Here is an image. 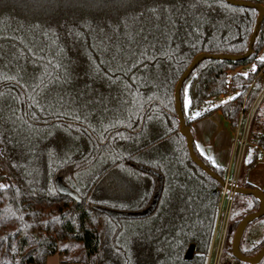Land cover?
Listing matches in <instances>:
<instances>
[{
  "label": "trees",
  "instance_id": "trees-1",
  "mask_svg": "<svg viewBox=\"0 0 264 264\" xmlns=\"http://www.w3.org/2000/svg\"><path fill=\"white\" fill-rule=\"evenodd\" d=\"M256 16L225 0H0V264L55 254L65 264H207L219 184L189 158L173 91L196 54L244 53ZM263 50L264 18L248 58L202 60L180 91L190 129L215 110L235 129L258 100L253 162L264 147ZM233 206L220 256L240 263L232 232L259 201L235 194ZM257 221L243 255L264 246Z\"/></svg>",
  "mask_w": 264,
  "mask_h": 264
},
{
  "label": "crops",
  "instance_id": "crops-1",
  "mask_svg": "<svg viewBox=\"0 0 264 264\" xmlns=\"http://www.w3.org/2000/svg\"><path fill=\"white\" fill-rule=\"evenodd\" d=\"M233 95L234 93H229L214 97L204 107L223 104L224 102L222 101L227 102ZM191 133L196 151L214 167L222 169L225 178L231 177L237 150L238 126L233 129L230 123L223 117L221 111L215 110L210 115L193 122L191 125ZM254 150L255 146L253 144H249L245 148L241 160L242 168L239 172L238 181L248 183L253 188L260 189L264 192V161L258 157L253 162ZM208 157H212V160H209ZM252 162L251 167L247 168ZM218 232L219 222L217 219L207 257V264L215 254ZM56 256L59 260V256L57 254Z\"/></svg>",
  "mask_w": 264,
  "mask_h": 264
},
{
  "label": "water",
  "instance_id": "water-1",
  "mask_svg": "<svg viewBox=\"0 0 264 264\" xmlns=\"http://www.w3.org/2000/svg\"><path fill=\"white\" fill-rule=\"evenodd\" d=\"M225 2L232 6L253 8L257 11L256 21L253 26L252 33L248 39L246 51L242 54H237V55L224 54V53L208 54L204 52H200L196 54L192 58V60L190 61L189 65L182 73L180 78L177 80L173 91L174 109L178 119V131L185 138L189 158L196 166H198L201 170H203L207 175L216 179L219 186H224L225 179H222L219 175H217L215 172L210 170L195 154L191 129L189 126L186 125L181 110L180 91L184 81L187 79V77L193 71V69L198 65V63L201 62L202 60L214 59V60L239 61V60H245L252 54L253 45L264 18V6L261 3H254L246 0H225ZM234 192L235 194L253 196L259 201V207L255 212L250 213L245 217H243L236 226V228L234 229L230 242L231 254L235 259H237L238 261L244 264H259L264 259V246L255 255L246 256L243 255L240 251V242L247 226L254 220H257L262 216H264V192L257 188H245L241 186H236ZM106 212L112 214L111 211H106ZM193 253H194V245L191 244L189 245V247L185 252L184 255L185 259H191Z\"/></svg>",
  "mask_w": 264,
  "mask_h": 264
},
{
  "label": "built area",
  "instance_id": "built-area-1",
  "mask_svg": "<svg viewBox=\"0 0 264 264\" xmlns=\"http://www.w3.org/2000/svg\"><path fill=\"white\" fill-rule=\"evenodd\" d=\"M258 100L250 107L243 122L238 125V138H237V150L235 156V164L231 177L225 178L224 186L217 187V193L219 195L218 211L216 220L219 222V232L216 241L215 257L221 255L222 248L225 242V237L229 227V221L234 201L235 192L234 189L238 185V176L241 168V160L245 148L251 144L247 142V134L250 126V122L256 108ZM254 145V144H253ZM260 158L264 161V147H260Z\"/></svg>",
  "mask_w": 264,
  "mask_h": 264
},
{
  "label": "rangeland",
  "instance_id": "rangeland-1",
  "mask_svg": "<svg viewBox=\"0 0 264 264\" xmlns=\"http://www.w3.org/2000/svg\"><path fill=\"white\" fill-rule=\"evenodd\" d=\"M261 4L264 6V0H261ZM260 55V57H263L264 56V50L259 54ZM249 67L250 68H253V65L251 64V65H249V66H242V67H240L239 69H238V71L239 72H241V73H245L248 69H249ZM264 76V75H263ZM262 90H264V86H263V89ZM200 110H196V111H194L193 113H196V112H199ZM260 117V116H259ZM259 117H258V119H259ZM258 125V124H257ZM260 128V126L259 127H255V128H253L254 130H257V129H259ZM238 201H237V199H235V202H234V206H233V212H232V215H233V217L235 216V215H238V213L240 212V209H239V205H238V203H237ZM242 211V210H241ZM252 225V226H251ZM248 228H247V230H246V234L244 235V239L246 240L243 244H242V246H243V248L244 247H246V246H248V242H250L249 241V239H250V237L253 235V234H256L257 232V230H256V228L258 229L259 227H258V225H259V222L257 221V220H255L254 221V223L253 224H251ZM255 229V230H254ZM232 234H233V232H232ZM215 248H216V244H215ZM46 264H65V263H61V261L60 260H58V258H57V256H56V254L55 255H52V256H50L48 259H47V263ZM66 264H69V263H66ZM208 264H244V263H242V262H236V261H234L227 253H223L222 254V257L221 256H219V258L218 257H215V254H214V256H213V258L210 260V262L208 263ZM260 264H264V259L261 261V263Z\"/></svg>",
  "mask_w": 264,
  "mask_h": 264
},
{
  "label": "snow or ice",
  "instance_id": "snow-or-ice-1",
  "mask_svg": "<svg viewBox=\"0 0 264 264\" xmlns=\"http://www.w3.org/2000/svg\"><path fill=\"white\" fill-rule=\"evenodd\" d=\"M121 2H123V0H121ZM92 6L93 7H97V8H105L108 7L110 4L114 3V0H91ZM222 7H227L226 4H222ZM262 61H264V57L260 58ZM255 70V66H253V71ZM243 75L247 76V73H244ZM238 95V94H237ZM235 97H230V99H234ZM224 103H226V101H222ZM183 107L184 109H188L189 105L191 103L188 95H187V89H185V96L183 98ZM200 115L199 112L193 113L192 114V118L195 119L196 117H198ZM77 119H79V117H77ZM199 147V146H198ZM209 160H212V157H208ZM214 162V161H213ZM5 186L0 185V188H3Z\"/></svg>",
  "mask_w": 264,
  "mask_h": 264
}]
</instances>
